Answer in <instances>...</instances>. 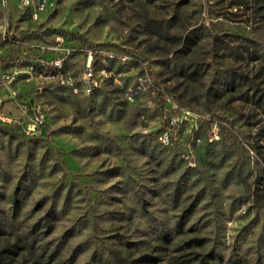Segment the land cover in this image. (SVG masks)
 I'll return each instance as SVG.
<instances>
[{
    "label": "clouds",
    "instance_id": "9594fccd",
    "mask_svg": "<svg viewBox=\"0 0 264 264\" xmlns=\"http://www.w3.org/2000/svg\"><path fill=\"white\" fill-rule=\"evenodd\" d=\"M84 261L264 264V0H0V264Z\"/></svg>",
    "mask_w": 264,
    "mask_h": 264
},
{
    "label": "rangeland",
    "instance_id": "374dc122",
    "mask_svg": "<svg viewBox=\"0 0 264 264\" xmlns=\"http://www.w3.org/2000/svg\"><path fill=\"white\" fill-rule=\"evenodd\" d=\"M18 186H19V185H18ZM37 203H39V201H37ZM38 210H39V209H38V208H35V206H34V211H38ZM41 219H43V217H41ZM37 223H39V221H37ZM192 239H193V240H201V239H203V238H202V237H195V236H194V237H192ZM79 255H82V253H81V254H78V256H79ZM83 264H87V261H84Z\"/></svg>",
    "mask_w": 264,
    "mask_h": 264
}]
</instances>
